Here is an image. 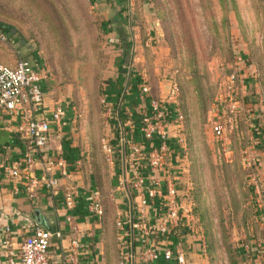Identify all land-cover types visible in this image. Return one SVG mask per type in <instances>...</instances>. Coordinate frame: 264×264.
Instances as JSON below:
<instances>
[{
	"label": "rangeland",
	"instance_id": "rangeland-1",
	"mask_svg": "<svg viewBox=\"0 0 264 264\" xmlns=\"http://www.w3.org/2000/svg\"><path fill=\"white\" fill-rule=\"evenodd\" d=\"M119 2L0 0V21L14 26L0 29V60L14 66L20 56L38 58L49 95L73 106L81 168L100 187L103 218L116 235L118 191L133 193L122 182L124 137L149 98L171 100L177 82L184 177L208 263L264 264V0ZM115 8L124 11L123 24L115 23Z\"/></svg>",
	"mask_w": 264,
	"mask_h": 264
},
{
	"label": "built area",
	"instance_id": "built-area-1",
	"mask_svg": "<svg viewBox=\"0 0 264 264\" xmlns=\"http://www.w3.org/2000/svg\"><path fill=\"white\" fill-rule=\"evenodd\" d=\"M47 77L43 62L38 58L20 56L14 66L0 60V113L7 112L17 119L18 128L28 138L31 146L22 157L2 163L4 174L9 178L18 179L25 173L32 174L36 161L35 152L48 147L53 124L59 130L62 128V104L57 102L52 109H47ZM230 79L229 88L233 90L237 75L232 73ZM140 89L145 94L150 86L143 82ZM168 95L171 100L151 97L145 105L140 115L141 143L135 138L125 140L124 137L123 147L127 141L130 150L126 154L123 151L125 169L122 182L124 187L128 184L131 186L133 197L129 216L118 220L117 242L124 249L131 245L132 234L139 233L143 235L142 261L145 263L163 256L167 260L175 259L177 264H189L182 234H200L204 250L206 245L202 223L193 211L194 201L188 195L189 184L184 177L188 171L186 142L182 131L185 115L177 100V82L172 83ZM113 111L112 104L109 103V115ZM218 116L222 117L220 114ZM220 118L216 120V124L224 129L226 125L221 123ZM233 120L234 117L230 116L231 126ZM104 146L111 154V146L106 143ZM45 162L48 170L43 175L30 176L27 184L30 192L39 185L56 190L59 177L52 170L57 166L66 168L68 158L62 151L57 157L48 158ZM64 195L67 205L73 207L80 189L77 185L68 184ZM102 197L100 188L90 189L87 213L97 221L103 219L105 213ZM151 211L154 212L153 221L156 220V225H144L146 220L142 215H149ZM159 235H173L174 238L171 237L172 241L160 249L149 239L151 236L155 241ZM54 237L59 239L61 247L59 261L52 260L49 254ZM8 242L4 240L5 244ZM87 249L88 246L79 236H72L64 243L63 229L51 230L36 224L33 234L21 244L16 253L17 264H82V255ZM124 254L132 256L129 251Z\"/></svg>",
	"mask_w": 264,
	"mask_h": 264
},
{
	"label": "crops",
	"instance_id": "crops-1",
	"mask_svg": "<svg viewBox=\"0 0 264 264\" xmlns=\"http://www.w3.org/2000/svg\"><path fill=\"white\" fill-rule=\"evenodd\" d=\"M122 2V0H117ZM119 2V3H120ZM102 2V6H104ZM119 16L114 19L115 23H122L123 10L118 8ZM108 12V10H107ZM120 17V18H119ZM113 21V20H112ZM47 109H52L61 98L51 97L46 90ZM119 115H120V109ZM144 111V109L141 111ZM17 117V116H16ZM129 120V125H131ZM73 106L65 104L62 117L61 130L53 124L49 136L48 147L35 152L36 161L32 174H23L18 179H12L5 176L2 163L10 162L23 156L24 152L31 148L28 138L18 128L17 119L7 112L0 113V264H17L21 244L29 238L36 224H40L48 229H63L64 243L69 241L72 236H79L88 246L86 252L82 255V264H177L175 259L167 260L160 256L156 260L145 263L142 261L143 235L136 233L130 238L131 245L120 248L117 242V235L111 234L113 230L110 225V219L104 218L97 221L90 218L87 213V203L90 189L94 187L93 183L88 182L85 170L81 168V150L76 140L72 136L73 129ZM133 123V122H132ZM132 128L128 136L142 142L140 132V119ZM62 151L68 155L66 168L54 167L53 174L59 177V184L56 190L39 185L31 192L27 189L31 175L41 176L46 169V160L57 157ZM124 174V172H123ZM77 185L80 189V195L76 199L73 207L67 205L65 201V189L68 184ZM125 189L127 188L124 187ZM118 195V212H121L119 218H127L130 214L132 195L126 189V194ZM145 216L144 225L153 223L154 212H149ZM143 218V219H144ZM9 227V229H7ZM173 235H159L154 239H149L160 249L172 241ZM200 234H182V239L187 252L189 264H209L206 250L201 244ZM4 240H8L7 244ZM59 239L54 237L49 248V254L52 260L61 259ZM129 251L131 257L124 253ZM162 251V250H161ZM260 251L264 252L263 249ZM14 260L15 262H11Z\"/></svg>",
	"mask_w": 264,
	"mask_h": 264
},
{
	"label": "trees",
	"instance_id": "trees-1",
	"mask_svg": "<svg viewBox=\"0 0 264 264\" xmlns=\"http://www.w3.org/2000/svg\"><path fill=\"white\" fill-rule=\"evenodd\" d=\"M13 28H14V26L13 25H11V24H8V23H5V22H3V21H0V29H3V30H5V31H8V32H11L12 30H13ZM122 108L120 109V116L122 117ZM67 158H68V155H67ZM94 185V187H98V188H100L99 186H97L95 183L93 184ZM101 190V189H100ZM189 195V194H188ZM189 197L194 201V198L192 197V196H190L189 195ZM102 200H103V197H102ZM104 204V203H103ZM193 211H194V213H196L195 212V210H194V207H193ZM196 215H197V213H196ZM104 216H105V213H104ZM103 216V217H104ZM198 217H199V215H198ZM199 219H200V217H199ZM202 223V222H201Z\"/></svg>",
	"mask_w": 264,
	"mask_h": 264
}]
</instances>
